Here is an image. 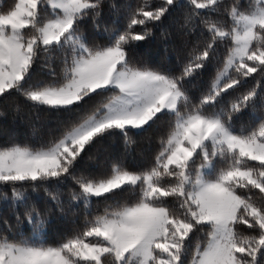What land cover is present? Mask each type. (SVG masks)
I'll use <instances>...</instances> for the list:
<instances>
[{"label": "snow or ice", "instance_id": "6c2138e0", "mask_svg": "<svg viewBox=\"0 0 264 264\" xmlns=\"http://www.w3.org/2000/svg\"><path fill=\"white\" fill-rule=\"evenodd\" d=\"M170 27L179 55L139 60ZM13 96L57 127L0 144V264H264V0H12L0 99ZM161 125L141 165L101 157ZM53 220L70 227L49 242Z\"/></svg>", "mask_w": 264, "mask_h": 264}, {"label": "trees", "instance_id": "16d2710c", "mask_svg": "<svg viewBox=\"0 0 264 264\" xmlns=\"http://www.w3.org/2000/svg\"><path fill=\"white\" fill-rule=\"evenodd\" d=\"M12 0H3L0 6L10 4ZM129 0H105L106 5L119 6L127 3ZM132 3L137 0H131ZM236 0H224V3L230 5ZM249 0H244V6H247ZM105 20L109 27L112 26V20L115 18L109 13L108 8L105 9ZM179 22V15H177ZM89 31L91 26H87ZM165 27H168L167 21ZM172 33L171 36L162 34V29L156 31L154 39L148 43L141 45L138 53V59L142 62L152 64L154 66H165L168 64L170 57H177L180 52L181 37L178 34L176 27L168 28ZM102 42V41H98ZM254 81H250L248 87L254 85ZM246 90V89H245ZM238 94V93H234ZM0 144H4L11 140L20 142H33L35 139L44 137L48 134L50 129L57 127L55 114H49L43 110L39 112V119L37 120L34 110L22 97L13 96L7 100L0 99ZM249 117L247 113L238 121V126L247 123ZM165 126L153 127L146 132L133 134V143L125 148L121 138L117 137L106 141L101 149V157L108 156L111 158H123L130 164L141 165L144 161L150 158L156 151L159 138L164 131ZM95 154V149L93 150ZM5 193L11 195L10 189L0 188V204H2ZM33 199L40 205H44L43 193L33 195ZM101 205V210H102ZM11 216V212H4L0 209V235L4 234V217ZM14 223V221H12ZM70 225L65 224L59 220H53L52 223L46 225L47 236L49 242H53L62 234ZM30 229L25 230V234H30Z\"/></svg>", "mask_w": 264, "mask_h": 264}]
</instances>
